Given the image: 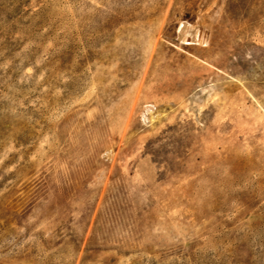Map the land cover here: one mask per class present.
Here are the masks:
<instances>
[{"label":"rangeland","instance_id":"obj_1","mask_svg":"<svg viewBox=\"0 0 264 264\" xmlns=\"http://www.w3.org/2000/svg\"><path fill=\"white\" fill-rule=\"evenodd\" d=\"M0 264H264V0H0Z\"/></svg>","mask_w":264,"mask_h":264}]
</instances>
